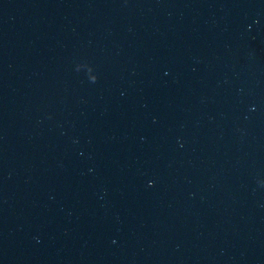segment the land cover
Returning <instances> with one entry per match:
<instances>
[{
	"label": "water",
	"instance_id": "95a60500",
	"mask_svg": "<svg viewBox=\"0 0 264 264\" xmlns=\"http://www.w3.org/2000/svg\"><path fill=\"white\" fill-rule=\"evenodd\" d=\"M0 264H264V0H0Z\"/></svg>",
	"mask_w": 264,
	"mask_h": 264
}]
</instances>
